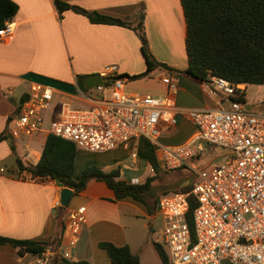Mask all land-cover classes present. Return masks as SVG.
Instances as JSON below:
<instances>
[{
    "label": "crops",
    "instance_id": "0c3cea01",
    "mask_svg": "<svg viewBox=\"0 0 264 264\" xmlns=\"http://www.w3.org/2000/svg\"><path fill=\"white\" fill-rule=\"evenodd\" d=\"M14 1L19 6L13 19L14 33L10 37L0 38V134L7 129L8 117L17 108L18 100L20 103L28 93L31 81H40L53 88L56 110L51 106L46 112L45 121L48 113L53 110L52 120L63 101L72 106L92 105L95 98L84 96L85 91L78 84L77 75H84L85 84L87 76L100 75L109 65L117 67V73L125 78V86L131 84L130 92L140 94H148L144 92L142 82L150 81L153 72L162 71V87L152 92L159 96L171 93L177 115L175 126L161 127L160 140L163 143L179 144L192 138L196 127L185 115L187 108L216 106V100L206 94L202 82L183 73L156 68L148 76L130 78L129 76L146 69L137 31L120 25L92 23L85 15L70 9L60 13L54 0ZM62 1L129 20L133 26L143 19L150 49L155 57L166 61L169 67L175 69L187 66L186 23L180 0ZM142 7L145 10L143 18L139 17ZM170 82L176 84V91L170 90ZM223 103H227L225 98ZM49 128L50 123L44 122L41 129L30 135L24 144H9L7 139L0 140V235L44 241L48 243L47 246L58 247L68 213L84 206L86 221L77 242L70 247L68 264H74L78 260H87L90 264H110L107 252L99 245L103 241L120 246L128 245L140 258L142 241H148L140 234L131 233V229L138 220H143L142 228L149 224V219L145 218H151L159 211V198L155 205L152 201L148 205L131 196L117 199L106 182L91 179L82 191L72 193L66 206L55 207L64 188L55 179H40L18 166H7L6 161L11 163L15 157L16 162L17 156L25 165L35 164L50 133ZM149 146V140L141 136L128 146L122 145L112 149L113 151L100 152H107V158L98 156V163L94 162L97 158L90 161L85 157V160L80 158L77 151L75 177L85 166L96 165L104 171L118 168L120 178L127 182L133 183L136 179L143 182L155 173L146 157ZM155 152L161 169L165 170L160 163L159 152ZM132 153H136V157H132ZM3 162L6 166L1 164ZM180 170L192 174L194 178L197 175L196 171ZM73 196L76 197L72 200ZM32 257L33 253L20 254L19 249L10 243L0 244V264H31Z\"/></svg>",
    "mask_w": 264,
    "mask_h": 264
},
{
    "label": "built area",
    "instance_id": "2783aa9c",
    "mask_svg": "<svg viewBox=\"0 0 264 264\" xmlns=\"http://www.w3.org/2000/svg\"><path fill=\"white\" fill-rule=\"evenodd\" d=\"M13 33V21H5L0 38ZM100 76L103 82L94 86L95 90L104 95L109 90L110 96L96 98L83 91L85 97L95 98L85 107L63 101L50 121L49 132L92 152L128 146L143 136L159 152L162 168L197 172L189 192H169L158 199L163 217L161 236L171 264H221L223 260L230 264H264V112H250L237 98L246 89L245 84L209 75L202 84L216 106L187 108L185 115L196 127L194 135L184 143L166 144L160 140L161 127L177 124L172 94L153 96L126 90L125 78L117 73L115 65L107 66ZM176 87L170 82L171 91ZM53 97L50 85L31 81L27 97L8 121L11 137L39 131ZM202 142L226 148V158L198 169L195 159L204 150ZM195 143L197 149L193 148ZM138 182L136 179L133 183ZM189 194L197 201L192 212L193 235L186 217ZM58 206L59 199L55 202ZM85 221L84 206L71 210L58 247L47 246L34 253L30 263L57 264L69 259L70 247L77 242Z\"/></svg>",
    "mask_w": 264,
    "mask_h": 264
},
{
    "label": "trees",
    "instance_id": "16d2710c",
    "mask_svg": "<svg viewBox=\"0 0 264 264\" xmlns=\"http://www.w3.org/2000/svg\"><path fill=\"white\" fill-rule=\"evenodd\" d=\"M185 23V49L187 54V66L184 69L169 67L164 62L157 61L153 55L142 45L141 50L146 61V69L129 76L141 78L151 74L156 68L183 73L190 78L202 82L209 75L223 76L234 83L264 84V0H180ZM60 13L64 10H73L85 15L92 23H104L129 27L141 32L143 21L135 26L129 20L113 17L111 15L87 10L79 5L62 0H54ZM19 9L14 0H0V28L7 20L13 21ZM78 84L84 91L88 88L84 84V75H77ZM245 92L239 94V100L245 102ZM27 94L22 97L24 100ZM10 116L8 117V121ZM11 135L6 129L0 134V140L8 139ZM76 144L52 133H48L41 156L35 164H24L17 157V166L21 170L28 171L31 175L40 179H55L63 187H69L77 194L82 191L91 179L106 182L113 189L117 199L131 196L136 200L150 205L165 193L182 191L189 192L195 178L186 184L179 185L185 180L165 181L156 150L151 145L146 150V157L151 163L154 175L147 177L143 182L131 183L120 178L118 168L104 171L96 165L85 166L79 175L75 177V159L77 155ZM183 169V168H180ZM177 188L178 190L171 191ZM189 209L186 214L191 234L193 235L192 212L197 201L189 194ZM10 243L24 252L39 253L48 243L33 239H15L0 235V244ZM107 252L110 264H140V258L133 253L128 245H116L110 241L99 243ZM154 246L161 259V264H170L168 252L159 243ZM70 261L62 259L57 264H68ZM74 264H90L87 260H78Z\"/></svg>",
    "mask_w": 264,
    "mask_h": 264
},
{
    "label": "rangeland",
    "instance_id": "374dc122",
    "mask_svg": "<svg viewBox=\"0 0 264 264\" xmlns=\"http://www.w3.org/2000/svg\"><path fill=\"white\" fill-rule=\"evenodd\" d=\"M144 16H145V10H144V7H142L140 10L139 17L143 18ZM142 21H143V28H142L141 32H137L138 39L141 43V46L145 45L147 51L150 52L157 61L165 63L166 61H162L160 59H157L155 57V55L152 53V51L150 49L148 34L146 32L144 20L142 19ZM170 22L173 23V21H170ZM71 60H73V57H71ZM166 64H167V62H166ZM168 65H169V63H168ZM161 73H162V71L157 70V71L153 72L152 75H150V77L152 78L150 81L147 82V80H145L142 82V84L144 85L143 87L145 89L144 92H146L150 95H153V96H159L157 93L152 92V90H155V89L162 87L161 79H160ZM132 79H134V78H132ZM130 85L131 84H127V86H125L126 90L130 91L129 90L131 88ZM246 88H247L246 92H245L246 100H245V102H243L244 107L253 113H263L264 112V84L248 83V84H246ZM87 92H90L91 94H93L94 97H97V98H102L103 96H106V97L110 96L109 90H107L105 95H104L102 92L95 90V87L88 88ZM15 99H16V97H14V100ZM18 105H19V100H18ZM18 105H17V108H18ZM51 106L53 107V110L55 111L56 110V108H55L56 103L54 100L52 101ZM75 106L85 107L86 105L77 104ZM17 108H15L14 112L11 115H13L17 111ZM53 110L48 113L49 116L46 119L45 123H47V122L50 123L51 113L54 112ZM28 139H29V136L22 135L19 138H11L10 137L7 139V142L9 144H12L14 142H20V143L24 144ZM197 144L198 143H195L193 145L194 149L198 148ZM202 145H203L204 150L200 152L199 158L195 159V162H196L198 169L209 168V166L216 165L226 158V153L228 152V150L226 148L218 147V146L212 145L208 142H202ZM77 149H78L77 150L78 155L82 159H84L83 157H85L87 160L90 161V159L92 160L93 158H97L98 156H100V157L103 156V158H107V152L103 154L100 152H96V153L92 152V151L89 152V151L84 150L83 148H80V147H77ZM111 151H113V150H111ZM15 156H17V155L15 154ZM17 157H16V159H17ZM99 160L100 159H98V158L94 159V162L98 163ZM11 163H10V161H6V164L9 168L12 166L17 167V161L15 162V157H14V160L11 161ZM130 163H131V161H130ZM1 164L5 165V162H3ZM78 165H80V164H78ZM78 169H79V167H78ZM161 176L165 181H169V182L170 181H176L177 179L185 180L183 183H180L179 185L186 184L185 182H189L192 180V174L182 172L180 169L169 170V172H166V175L162 174ZM195 180H196V177H195ZM179 185H177L175 188L171 189V191H174V189L178 190L177 187ZM75 197L76 196H73L72 200ZM145 219L146 220L149 219V224L146 227L142 228L141 223L143 220H138L136 222V225H133L132 229H131V233L134 232L135 234H140V236H142V238H144L145 240L148 241V243H146V241H142V245L140 247L142 250L141 253L139 254L140 258H141V264H161L160 257L158 255L156 249L153 246V242H159L165 248L166 252H168L166 244L164 243V240L161 236V228H162V220H163L162 214H161V212H159L157 210L151 216V218L146 217ZM137 229H140V231H137ZM141 229L143 230V232H141ZM221 264H230V262L227 260H223L221 262Z\"/></svg>",
    "mask_w": 264,
    "mask_h": 264
},
{
    "label": "water",
    "instance_id": "95a60500",
    "mask_svg": "<svg viewBox=\"0 0 264 264\" xmlns=\"http://www.w3.org/2000/svg\"><path fill=\"white\" fill-rule=\"evenodd\" d=\"M103 82V78L100 75H91L85 78V87L92 88ZM197 176V175H196ZM74 190L69 187H64L60 193V202L62 206H66L69 203L70 197Z\"/></svg>",
    "mask_w": 264,
    "mask_h": 264
}]
</instances>
